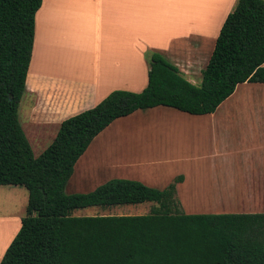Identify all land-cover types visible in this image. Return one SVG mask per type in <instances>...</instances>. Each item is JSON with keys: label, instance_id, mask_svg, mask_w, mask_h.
Here are the masks:
<instances>
[{"label": "trees", "instance_id": "1", "mask_svg": "<svg viewBox=\"0 0 264 264\" xmlns=\"http://www.w3.org/2000/svg\"><path fill=\"white\" fill-rule=\"evenodd\" d=\"M42 0H0V185L23 186L28 202L0 264H264V213H185L178 175L163 189L111 178L66 193L78 159L114 120L156 106L213 113L237 85L264 83V0H237L225 18L201 82L162 53L147 52V85L113 90L59 125L37 156L18 118ZM153 202L144 215H74L86 207Z\"/></svg>", "mask_w": 264, "mask_h": 264}, {"label": "crops", "instance_id": "2", "mask_svg": "<svg viewBox=\"0 0 264 264\" xmlns=\"http://www.w3.org/2000/svg\"><path fill=\"white\" fill-rule=\"evenodd\" d=\"M236 1L42 0L34 17L24 93L28 139L39 144L46 140L47 147L62 121L94 107L113 90L140 92L147 85L146 52L162 53L187 80L199 84ZM254 91L258 96L251 95ZM263 94L264 83L244 82L210 114L192 115L166 106L137 110L114 120L93 139L103 137L96 153L107 152L105 138L111 146L114 137L129 134L120 123L136 118L131 134L145 133L154 140L149 163L181 164L169 179L160 180L161 189L181 173L175 196L182 191L185 201L205 204V210L185 213H264ZM157 135H166L164 145L156 144ZM41 146L38 154L46 148ZM160 153L164 162L156 157ZM121 162L119 169L117 163L110 167L119 170L118 178H126L135 160ZM204 175L211 183L207 191Z\"/></svg>", "mask_w": 264, "mask_h": 264}, {"label": "rangeland", "instance_id": "3", "mask_svg": "<svg viewBox=\"0 0 264 264\" xmlns=\"http://www.w3.org/2000/svg\"><path fill=\"white\" fill-rule=\"evenodd\" d=\"M146 53L144 54L145 56L144 61H145V69L147 70V67L149 69V61ZM145 78H146V72H145ZM143 85L144 82L142 80V86ZM142 86H137V88H140ZM251 95L258 96V92L254 91V93H252ZM262 97L264 100V94ZM26 99H27V95L23 94L18 107V118L22 125L23 130L25 131L27 129L25 125L26 120L24 119V109L26 107ZM261 113L264 114V111H262ZM135 122H137L136 118L122 121V123H120L122 128L124 129L125 132H128L129 134L121 138H119V136H116V138L114 137V140L113 141L111 140V146L109 140L105 142L107 140V138H105L103 143L104 148L107 151L105 153L103 152H100L99 154L96 153L97 145L101 141V138L103 137L100 136L95 142L93 141L91 143V145L82 155L83 157H80L79 160L77 161L75 165L74 173L66 185V189H65L66 193L69 194L75 192H87L94 185H98L102 183L105 179H111L115 177L118 178L119 177L118 175L120 173L118 172L119 170L113 171L115 169H119L118 167L120 166V164L118 163H122L121 161L132 163L131 161L134 160H135L134 169H132V171L129 170L131 172L127 171L128 176H123V177L141 181L148 186L151 185L153 180L159 179V182H157V184L154 185L152 184L151 187L161 189L160 180L162 178L169 179L171 177L170 176L171 173L176 169H178V167H180L181 164L162 163L160 167L151 165V163H149V160L151 158L152 151L150 150L154 140L151 137H146L145 133H142L141 135L139 132L131 134L136 128L135 125L137 124H135ZM106 135L107 133H105L104 135L102 134V136H106ZM157 137L158 138H156L155 142L158 146H159V142L161 143V145H164L166 143L167 140L166 135H161L160 138L157 135ZM28 140L32 147L33 153L36 156L38 155V151L42 149V146L40 148V145L44 144L43 147H46L47 145L46 140L45 141L41 140L40 144L36 143L32 138ZM156 157L157 159H159L160 162H162L163 161L162 159H164L162 153H160V155ZM110 163L111 165H109ZM115 163H117L116 164L117 167L115 169L110 167L113 166ZM108 167L109 170L106 171V168ZM174 179L172 180V182L174 181ZM208 179L209 178L207 175H204L202 179V184H204V188H205L204 191H207V186L211 185L210 180ZM176 199L178 202V207L181 211L195 212V211H200L199 209L201 210L206 209L205 204L204 207H201L199 204L192 203L186 198L185 201L184 198H182V191L179 192V194L176 196ZM189 199L191 200V198ZM27 202H28V191L25 187L0 185V240L3 239L5 233H9L5 242L3 244H0V253L4 251V249L8 245L7 243L10 242V240L13 239L12 237L15 236V233H17L19 229L18 226L20 223V218L25 215ZM152 204L153 202H145L140 204L112 206V207H108L107 209H102L100 207H86L75 210L74 215H97V214L98 215L100 214L101 215H108V214L144 215L150 211Z\"/></svg>", "mask_w": 264, "mask_h": 264}, {"label": "bare ground", "instance_id": "4", "mask_svg": "<svg viewBox=\"0 0 264 264\" xmlns=\"http://www.w3.org/2000/svg\"><path fill=\"white\" fill-rule=\"evenodd\" d=\"M10 218H11V217H10ZM12 228H13V227H12ZM8 234H9V233H5V236L3 237V239H1L2 241L0 240V244H3V243L5 242V240H6L7 237H8Z\"/></svg>", "mask_w": 264, "mask_h": 264}]
</instances>
